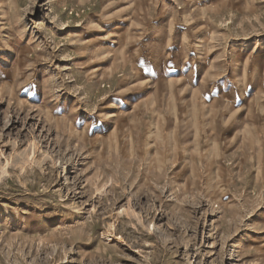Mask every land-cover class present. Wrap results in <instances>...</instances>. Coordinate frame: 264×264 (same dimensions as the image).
<instances>
[{"label":"rangeland","instance_id":"rangeland-1","mask_svg":"<svg viewBox=\"0 0 264 264\" xmlns=\"http://www.w3.org/2000/svg\"><path fill=\"white\" fill-rule=\"evenodd\" d=\"M0 264H264V0H0Z\"/></svg>","mask_w":264,"mask_h":264}]
</instances>
